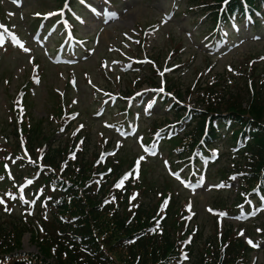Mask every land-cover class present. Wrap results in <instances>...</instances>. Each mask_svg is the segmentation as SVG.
Here are the masks:
<instances>
[{"label":"rangeland","instance_id":"obj_1","mask_svg":"<svg viewBox=\"0 0 264 264\" xmlns=\"http://www.w3.org/2000/svg\"><path fill=\"white\" fill-rule=\"evenodd\" d=\"M10 1L13 0H0V8L4 12H8L10 19H12L13 28L17 30L23 42L32 48L25 53L23 49L13 44L9 38H6L8 43L5 46H0V144L3 147L6 145L12 148L11 151L7 152V154L12 155V159H7L11 171L13 172L17 168L14 164L15 158L21 161L25 159L22 156L21 146L14 143L10 144L11 142L4 144L2 138L5 132L12 131L14 127L17 132L20 131L21 127L18 129L14 124L19 125L22 121L28 125L30 117V121L32 120L37 129L43 132V136L47 138L45 142L51 148H55L62 139L66 138L64 135L60 138L57 136L58 134H53L52 131L53 129L56 130V124L53 116L49 114V111H52V114L56 113V110L51 109L53 104L57 103L53 90H65V99L73 110L69 117L70 120H73L69 129L74 133L82 130L81 134L88 138V147L91 154L95 152L97 154V151L99 152L102 148L110 149L117 143L114 154H118L116 159L119 160V164H121V161L126 162V160L133 164L134 159L137 160L140 156L145 157L144 160L140 161L142 173L140 174L139 192L141 202L148 203V210L153 209L147 211V214L150 215L148 222L158 227L161 218L165 217L168 219L167 221H170L169 226L173 235L179 237L181 229L186 226L188 220L192 223L196 221L200 226L198 233L193 234V240L195 238L199 242L202 240L217 242L214 245V248H217L216 233L217 231L221 232V226H224V224L216 225L215 228L214 220L221 223L229 220L226 218L219 219V214L215 211H209L210 208L207 206L211 207L214 203H229L232 194L228 191L223 194L210 191L212 187L218 186L214 175H209V180L206 179L203 184L196 183L193 176H190L191 181L194 180L195 182V189L186 192L181 190L180 185L176 182L177 179L175 181L170 179L172 176L168 171L167 164H165L166 147L159 158H146L147 152L142 145L144 138L148 136L146 131L151 122L157 126L166 127L162 118L165 107L162 106V109H158L155 105L153 110L148 109V106L143 107L145 101L150 100V94H142L144 98L134 102L132 106V109L138 110L130 118L134 134L123 135L120 131L121 126H116V123L120 121V116H124L125 111L119 110L116 101L109 102V94L114 95L122 90L133 92L134 88H138V90L139 88L146 89L147 84L140 82L144 80L146 72L148 71V74H150L151 71H145V68H141L142 65H135L138 67L130 68L128 66L131 65L128 64L130 58L134 56L137 58L157 57L162 65L171 67L179 64L177 56L183 62V67L176 71L177 76L171 77H177L175 81L179 79L181 96L189 99L190 104L197 97V89H194L193 94L186 96L189 91L187 87L193 83L198 72H202V78H205L204 75L207 76L206 66L211 67L210 75L217 76L220 79V82L217 80L218 86H216V89L222 95L223 89L226 87L224 83L236 74L238 66L250 72V68L254 67L256 68L253 72L255 74L264 71V23L258 30L259 35L256 36L257 33H250V37L246 32L249 26H246L245 23L239 24L238 31L240 33L232 36V39L227 41V47L221 50L213 48L214 50H211L213 52H209L210 50L207 48L210 45L204 43L208 39L205 35L207 33H201V31L207 30H203L204 27L200 23L204 19L207 23L208 17L204 18V14H201L200 11L193 10L189 13L178 11L177 14L167 19L172 13V0H107L103 2L102 6H100V0H94L98 15L95 16L81 9L79 14L83 17L84 23L76 24L79 28L78 34L84 41L87 51L81 50L82 47L79 49L74 48L73 51L78 55L74 60L76 62L72 61L73 63L66 65L64 63L55 64L43 46L39 48V43L36 45L32 43L31 31H28V25L32 21V12H42L56 7L59 5L58 0H23L21 7L15 4L14 6ZM179 4L184 8V0H180ZM179 9L181 10L180 7ZM194 17L196 19L191 21ZM103 18H110V20L104 22ZM226 29L231 31L233 28L227 26ZM142 33L146 38L145 53L138 43L139 35H142ZM172 39L175 42H172ZM178 39L180 41H177ZM33 58H36L35 62H31ZM33 65L39 66L41 78L35 82L31 80L32 83L29 85L30 95L25 94L24 96L25 119L24 113L19 112L15 99L18 94L17 89L30 76ZM230 65L233 68L229 73L225 72ZM223 72L224 76L221 77ZM223 79L226 80L223 81ZM239 83H233L228 88L232 91L241 90L242 82ZM241 93L244 95L243 92ZM98 96L103 97L102 108L95 112L96 105L99 103L95 98ZM105 98L108 99L105 100ZM156 103L151 105L153 106ZM113 107H117L116 110ZM99 112H103L101 117L95 115L97 113L99 115ZM14 117L17 119L14 120ZM79 121L84 124L82 129H80ZM11 122L14 124H10ZM20 125L22 126V124ZM65 126L66 124H61V127ZM189 131L192 135L194 132L193 127H190ZM23 132L25 133L24 129ZM9 140H12V136L9 137ZM14 142L16 143V141ZM107 143L108 145H106ZM174 145H177V143ZM221 151H225L224 145L221 146ZM96 154H94V157ZM223 154L226 153L223 152ZM98 157L99 154H97ZM187 167L191 166H184L181 170H177L182 177H185L188 173ZM22 169L27 170L29 166L24 165ZM205 175L207 176L208 173ZM42 182L45 184V176ZM134 185H136V182L131 183V186ZM230 186L232 190H235V180L231 181ZM111 194V201L116 200V191L112 190ZM0 196H4L2 191H0ZM131 196L132 194L129 195V198ZM113 197H115L114 200ZM140 200L138 198L129 203L136 207ZM185 201H188V203L186 202L187 206H181V203ZM172 204L173 207L171 208ZM189 204L191 205L190 210L188 208ZM45 206V212L43 211L42 216L47 218L50 216L51 205L47 204ZM180 206L181 210H179ZM130 207L128 206V208ZM5 208L10 209V211H5ZM10 213L12 215H9ZM19 213L22 214L21 209L15 202L5 207L0 204L1 223H6L9 221L8 219L14 218L13 215L18 217ZM126 214L131 215L132 212L126 211ZM189 217L192 218L189 219ZM34 219V222L38 220L37 217ZM174 225L177 229L176 234ZM226 241L230 242L229 245H231L233 239L227 237ZM192 244L189 247H192ZM196 244L198 245V242ZM201 245L202 249L196 248V253L202 254V256L205 255L210 260L211 253L206 250V244ZM261 246H264V240H262ZM37 247L31 241L29 232L23 234L20 238V250L37 251ZM179 247L180 244L177 245V248ZM105 250L118 260L116 257L118 254L115 252L120 251L121 248L116 247V243L107 244ZM250 259L252 260L251 264L254 262L264 264V249L250 254L248 260ZM186 264H189V262Z\"/></svg>","mask_w":264,"mask_h":264},{"label":"trees","instance_id":"obj_2","mask_svg":"<svg viewBox=\"0 0 264 264\" xmlns=\"http://www.w3.org/2000/svg\"><path fill=\"white\" fill-rule=\"evenodd\" d=\"M199 1H202V3L216 1L218 3L220 0H187L186 3L190 6L192 4L199 5ZM245 1L250 5H254L260 0ZM241 8V0H232L229 3V9L227 11H234V9L240 11ZM249 78L251 88H247L245 84L247 88L245 95L240 90L232 91L228 86L223 89L222 95H220L214 83L210 85L206 84L205 88H203L205 95L200 96L204 111H197L195 114V118H199L200 127L206 117H216L220 114V111H227L230 113L228 117L233 121H231L229 129H233L239 124L245 125L246 123H250L254 126L256 125L260 130L252 131L251 140L235 152L237 156L239 155L237 162L239 164L242 162L246 164L243 168L246 173L241 175L240 185L248 184L247 190L253 188L256 184L263 187L262 181L264 179V82L259 77H254L253 74ZM180 86V83L175 81H171L170 84L168 83V89L176 88L179 97H181ZM178 105L179 103H172V109L169 114H178L177 110L173 112V109H177ZM217 118L218 125L221 128L224 127L221 117ZM28 127L30 128L28 139L32 147L47 141V138L43 136L41 130L37 129L35 123L29 124ZM238 127L242 130V126ZM214 132L215 128H210V139H214ZM229 142L233 144L234 140L229 139ZM64 151L65 148H61L59 145L56 148L49 147L44 155V161L58 167L64 158ZM84 157L77 162V169L72 167L65 172L68 175L67 179L58 181V184H61L66 191L59 190V194L52 195V198L58 196L57 201L59 203L53 217L50 220L42 221L43 233L30 219L22 222L20 218L12 217L6 223H1L0 221L1 263H171L176 256L175 236L170 229V221H167L168 219L164 221V225H168V228L164 229L163 233L160 234V239L157 236L153 238L144 231L146 217L149 216L145 210L146 205L143 204L139 207L136 210L135 219L128 222L126 216L121 217L118 211L112 213L111 211L100 210L94 194L90 193L88 189L83 190L82 197L79 196V191L83 188L84 181L89 176L87 170L91 168V165L88 164V161ZM115 170H118V168ZM51 178L53 179L51 176L47 177L45 182H48ZM71 192H73V198L67 195ZM260 224L264 229V218L260 219ZM28 232L31 234V241L38 246V251L34 253H20L18 252L20 250V238ZM229 233L230 230L223 234V242L229 237ZM113 239L115 240L113 241ZM109 243H116V247L121 248L120 251L115 252L118 254L116 256L118 260L109 255L105 250V246ZM204 244H206V250L211 253V259L204 260V256L202 254L197 255L195 251L193 253L194 264H237L239 258L249 252V249L242 242L236 241L235 239H233L231 245L228 242L223 250H219L218 246L214 248L217 242L213 243L205 240ZM169 251L170 253H168Z\"/></svg>","mask_w":264,"mask_h":264},{"label":"snow or ice","instance_id":"obj_3","mask_svg":"<svg viewBox=\"0 0 264 264\" xmlns=\"http://www.w3.org/2000/svg\"><path fill=\"white\" fill-rule=\"evenodd\" d=\"M225 2H227V0H225ZM36 15H40V14H39V13H36ZM47 15H52V13H48ZM3 27H4V25L0 24V28H3ZM12 39H13V40H14V41L20 46V48L23 49L24 52L27 53V52L30 51V49H28L27 47H25L24 44L21 43L20 40L17 39V37H16L15 35L12 36ZM2 41H3V35L0 34V42H2ZM161 75H162V73H161ZM159 91L163 92L164 89L161 88V89H159ZM74 102H75V101H74ZM80 127L82 128L83 125H80ZM145 151H151V150H150V149H145ZM152 154L154 155L155 153L153 152ZM73 158H75V157H74V154H73ZM144 159H145L144 156H140V157H138V159H137V161H136V168H134L133 171L138 172V166H139V164H140V161H142V160H144ZM165 164H167V161H165ZM6 167H7V166H6ZM109 171H111V170H109ZM129 175H131V173H125L124 176H123V177H122V178H121V179H120V180H119L114 186L117 187V188L122 187L123 184H124V181L128 178ZM173 175H176V178H177V179H180V177H179L178 174L173 173ZM0 179H3V177H0ZM232 179H235V177H232ZM27 183L31 184L32 181H31V180H28ZM220 186H223V185H220ZM6 195L11 196V194H6ZM12 198H15V197H12ZM132 198H135V197L133 196ZM20 199H21L25 204H28V203H35V201L25 200L24 197H23V195H21ZM114 199H115V197H113V200H114ZM106 202H107V201H106ZM165 203H166V202H165ZM0 204H4V200H3V199H0ZM190 207H191V205L189 204V205H188L189 210H190ZM5 211H10V209L5 208ZM209 211H213V210H212V209H209ZM219 215L223 216V215H226V213H219ZM153 231H154V230H153ZM257 231H261V230H260V229H257ZM241 234H243V233H241ZM247 242H248L249 244H253V241L250 240V239H249ZM254 246H255V245H254ZM187 258H188V257H187V255L185 254V259H187Z\"/></svg>","mask_w":264,"mask_h":264}]
</instances>
